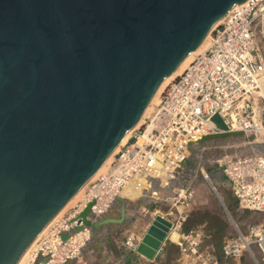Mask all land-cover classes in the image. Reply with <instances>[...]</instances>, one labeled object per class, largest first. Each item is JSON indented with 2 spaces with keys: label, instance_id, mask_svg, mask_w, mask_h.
I'll list each match as a JSON object with an SVG mask.
<instances>
[{
  "label": "water",
  "instance_id": "obj_1",
  "mask_svg": "<svg viewBox=\"0 0 264 264\" xmlns=\"http://www.w3.org/2000/svg\"><path fill=\"white\" fill-rule=\"evenodd\" d=\"M244 1L0 0V264L18 263L136 125L164 78ZM243 136L233 131L190 142L177 168L185 180L175 184L187 186L194 171L200 178L201 167L229 183L223 166L198 161L196 149ZM152 201L143 195L135 209ZM125 203L117 195L97 216L88 203L79 214L82 225L63 239L86 227L101 236L86 250L121 256L114 232L137 216L127 215ZM169 226L156 215L139 251L150 256Z\"/></svg>",
  "mask_w": 264,
  "mask_h": 264
},
{
  "label": "built area",
  "instance_id": "obj_2",
  "mask_svg": "<svg viewBox=\"0 0 264 264\" xmlns=\"http://www.w3.org/2000/svg\"><path fill=\"white\" fill-rule=\"evenodd\" d=\"M261 80L264 0H245L234 5L211 29L207 45L165 86L152 110L132 130L131 137L106 168L88 182L80 198L35 239L22 264H35L39 256L46 259L37 264H64L78 258L86 241V227L66 239L62 234L82 225L79 214L90 202L94 216L106 213L123 187L140 175L152 193H160L152 201L155 206L151 221L160 215L170 222L163 243L165 246L169 240L178 247L179 264H221L214 245L204 244L202 227L181 229L194 201L196 185L175 186L173 182L178 178L181 161L190 153V142L204 135L233 131L258 137L264 127ZM258 105L261 112L257 111ZM215 115L222 120L223 127L214 121ZM209 162L223 166L229 179V183L214 181L202 167L201 177L196 176L219 200L233 230L223 240L222 257L237 264H264V150L224 154ZM219 184L228 186L238 208L261 213L263 220L248 224L243 233L217 188ZM157 203H165L167 209L158 208ZM142 208L147 211L145 206ZM173 230L179 233L177 241L169 238ZM125 233L119 247L138 253L140 237L130 230Z\"/></svg>",
  "mask_w": 264,
  "mask_h": 264
},
{
  "label": "rangeland",
  "instance_id": "obj_3",
  "mask_svg": "<svg viewBox=\"0 0 264 264\" xmlns=\"http://www.w3.org/2000/svg\"><path fill=\"white\" fill-rule=\"evenodd\" d=\"M158 100H159V98H158ZM153 106H152V108H153ZM132 134H133V132H131L129 137H131ZM227 138L217 140V141H215V144H212V145L218 146V143H216V142H219V141L221 142V141H225V140L229 141V140L238 139L241 141H239L240 142L239 144L234 141V142H230V143L228 142V144L224 143V145H222V147L219 145L220 147H217L215 149L216 157L218 155L221 156L222 153L231 154V155H237V153H238V155H239V154L251 152L254 149L252 147V144H249L248 142L253 141L254 139H257L254 136H252V137L243 136L242 138L241 137H227ZM263 138H264V135H263L262 139ZM262 139H260V140H262ZM262 143L264 144V142H260V144H262ZM236 146H239V147L236 148ZM201 147L204 149V146H200L198 148H200V150H201L202 149ZM207 150H209V149H207ZM211 151H213V150H211ZM200 155L201 154L198 153V156H200ZM208 155L209 154L207 153L206 156H208ZM200 157H202V156H200ZM206 161H210V160L207 158ZM193 183H194V185H196V195H195V198H194V201L192 203L190 211L197 209V208H207V209H210L211 211H213L214 213L221 215V217H223L224 219H227L226 214L224 212V208L222 207L221 203L216 198V196L207 187H205V185H203V183H201L200 180L195 179V181H193ZM217 188H218L219 192L221 193V195L224 197V201L230 209L229 212L236 219V222H237L239 228L241 229V231L243 233H246V227L248 224L260 222L263 220V214H261V213L245 211V210H241L240 208H238L236 201H235L234 197L232 196L230 190L228 189L227 185L219 184ZM80 196H79V198H80ZM76 201H77V199L72 204H70L68 207L73 205ZM154 206H155L154 202L148 203L145 206L147 208V211H142V212L137 213V216H136L137 221H136V223H134V225L132 224L134 221H129L122 228L116 230L114 233H118L121 229H123L122 232L130 230V231H133L134 233H136L141 239L143 237L144 231L146 230V228L149 226V224L151 222V214L150 213L152 212ZM157 206H158V208H162L163 210L167 209V205H162V203H160V204L157 203ZM227 224H228L227 229L225 230L221 239L219 241H217V243H216V240L214 241V238L210 237V235L207 234L206 228L203 225L195 226V227H193V229L196 227H199V226L202 227V229L204 231V235H205L204 244L210 245L213 243L212 245H214V247H215V253H216L221 264H237L236 262L225 260L221 255V245L223 243V240L227 236H229L233 233V230H232L229 222H227ZM126 234L127 233H122V237L125 236ZM97 240H98V238H97ZM97 240H95L94 243H97L98 242ZM166 241H167V244L165 246H163L162 250L159 249V252H158V250L155 252L152 260H149L145 257L142 258L143 260H136L134 257H136L138 255V253H129V252L123 250L121 247H119L121 252H122L121 253L122 255L120 256V263L126 264V262H125L126 258H129L130 256H132L133 260H132V262H130L131 264H179V262L177 261V258L179 255L178 247L174 243H171L169 240H166ZM214 242H215V244H214ZM117 244L119 246V241L117 242ZM103 246H105V245L103 244ZM97 251L98 250H94V248L86 250L87 253L85 254V257H83V259H82V260H84L83 264H95V263L99 264V261L96 257L101 258L100 264H104V263H102L104 261L107 262L106 264H108L109 263V260H108L109 257L107 260L103 259L104 255L108 256L107 251L105 254L104 253L102 254V252H100V251L98 253Z\"/></svg>",
  "mask_w": 264,
  "mask_h": 264
},
{
  "label": "bare ground",
  "instance_id": "obj_4",
  "mask_svg": "<svg viewBox=\"0 0 264 264\" xmlns=\"http://www.w3.org/2000/svg\"><path fill=\"white\" fill-rule=\"evenodd\" d=\"M222 19H223V17H221L215 23V25L217 23L221 22ZM208 36H209V33L206 35V37L203 39V41L200 43V45L194 51L190 52L182 60V62L175 69V71L172 72L170 75H168L166 78H164V80L160 83L159 87L157 88L156 92L154 93L153 97L151 98L150 102L146 106L144 112L142 113V115H141L140 119L138 120V122L136 123V125L132 129H130L128 132H126V134L122 137V139L120 140V142L118 143V145L114 148V150L110 153V155L106 158V160L101 164V166L94 172V174L90 177V179L72 196V198L59 210V212L43 228V230L39 233L38 236H40L46 230V228L50 225V223L52 221H54L57 217H59L64 212V210L66 208H68V206L70 204H72L76 199L79 198V196L84 191V189H85L86 185L88 184V182H90L92 179H94L101 171H103L106 168L107 164L111 161L113 155L119 150L120 146L122 144H124L128 140V138H129L132 130L135 127H137L142 122L143 118L152 110V106L155 105L158 102L159 95H160L161 91L165 88V86L176 75L180 74L183 71V69L188 65V63H190V61H192V59L194 58V56L206 46V44L208 43ZM260 88H261L260 95L262 96V98L264 100V80H261L260 81ZM261 109H262V107L258 105L257 106V111L258 112H261ZM263 135H264V127L262 128L261 132L258 134V137H257L258 140H255V142L252 144V147L254 149L253 151L260 152V151H263L264 150V144H260V142H264V138L262 139ZM260 139H262V140H260ZM234 141L239 144L240 143L239 141H241V140L236 139V140H229V141L228 140H225V141H221V142L219 141V142H216V143H218V146L217 145L216 146L212 145V144H215V141H212V142H210V143H208L206 145H202V146H204V149L202 147H201L202 148L201 150H200V148H197L196 149L197 150L196 151V157H198V161H200V162H205L207 160V158L210 161H212L213 159L219 158L222 155H224V153H222L221 156L218 155L216 157V151H215V149L217 147H220V146L222 147V145H224V143H227L228 144V142L230 143V142H234ZM237 147H239V146H236V148ZM207 149H209V150H207ZM211 150H213V151H211ZM198 153H200L201 154L200 156H202V157L198 156ZM207 153L209 154L208 156H206ZM228 155H231V154H228ZM237 155H238V153H237ZM231 156H234V155H231ZM196 176H197L196 171L192 172V174H191V176H190V178L188 180V184L187 185H189L191 183L193 184V181H195V179H197ZM182 179H179V177H178L175 181L178 180V182L183 183L182 181L185 180V177H184L183 180ZM175 181L173 182V185L180 186L178 184H175ZM148 187H149L148 186V182L145 181L144 176L140 175V176H137V177H134L133 179H131L130 182L127 185H125L123 187V189L121 190V192H120L121 196L126 199L125 208H126V211H127V215L129 217L132 216V215H135V213L140 209V207L138 209H135L136 208L135 203L139 202V200L142 198L143 194H146V196L151 197L153 199L158 198L160 196V193L157 192L156 195H155L151 191L152 188L149 189ZM150 194H152V195H150ZM119 212H120L119 205L118 206H115L114 210L112 211V216L113 217H117V215L119 214ZM84 230L85 231H83V232L86 234V241L84 242V244L80 248V252L78 254L79 256L77 255L78 256V259L80 257H84V253L86 252V248L87 247H89L95 240H97V238L98 239L101 238V236L99 234H97V233L96 234H93L90 231L89 228H85ZM102 235H104V233ZM169 238L172 241H177L178 238H179V233L176 230H173V231H171L169 233ZM34 241L31 243V245L34 243ZM30 246H29V248H30ZM29 248L25 251V253L22 255V257L20 258V260L18 261L17 264H22L23 263L26 255H27V253L29 251ZM75 258H77V257H75Z\"/></svg>",
  "mask_w": 264,
  "mask_h": 264
},
{
  "label": "trees",
  "instance_id": "obj_5",
  "mask_svg": "<svg viewBox=\"0 0 264 264\" xmlns=\"http://www.w3.org/2000/svg\"><path fill=\"white\" fill-rule=\"evenodd\" d=\"M227 208L230 211L228 206ZM198 225H203L206 228L207 234L214 238L216 243L221 239L228 227L226 219L207 208H197L191 210L188 213L185 221L182 223L181 229L182 231H189Z\"/></svg>",
  "mask_w": 264,
  "mask_h": 264
},
{
  "label": "crops",
  "instance_id": "obj_6",
  "mask_svg": "<svg viewBox=\"0 0 264 264\" xmlns=\"http://www.w3.org/2000/svg\"><path fill=\"white\" fill-rule=\"evenodd\" d=\"M162 205H165V203H162ZM141 208V207H140ZM142 211H144V209H139L137 212H136V214L138 213V212H142ZM137 218V217H136ZM135 218V220H133L134 222L132 223L133 225H134V223H136V221H137V219ZM147 229H148V227L146 228V230H145V233H146V231H147ZM122 230L123 229H121L118 233H117V242L120 240V238L122 237V233H125V232H122ZM145 233L143 234V236L145 235ZM142 239V238H141ZM141 239L139 240V242H138V255L136 256V257H134L136 260H143L142 258H147V259H149V260H152L153 259V257H154V254H155V252L158 250L159 251V249H163V246H164V243H163V241L160 243V245H159V247H158V249H156V250H154L153 252H152V254L150 255V256H146V255H144V254H142L140 251H139V243H140V241H141ZM98 253H99V251H97ZM101 252V251H100ZM87 252H85L84 253V257H85V254H86ZM105 254L106 253V251H104V252H102V254ZM107 254H108V257H109V263L108 264H121L120 263V256H118V255H116V253H113V255L112 254H110V252H108L107 251ZM97 259H98V261H99V264H100V262H101V258H99V257H96ZM133 257L132 256H130L129 258H126V264H131L130 262H132V259ZM83 259V257H80L79 259H78V262H77V264H83L84 263V260H82ZM102 263H104V264H106L107 262H102ZM95 264H98V263H95Z\"/></svg>",
  "mask_w": 264,
  "mask_h": 264
}]
</instances>
